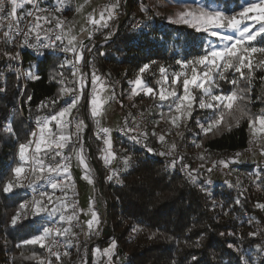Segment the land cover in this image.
Segmentation results:
<instances>
[{
  "label": "trees",
  "instance_id": "1",
  "mask_svg": "<svg viewBox=\"0 0 264 264\" xmlns=\"http://www.w3.org/2000/svg\"><path fill=\"white\" fill-rule=\"evenodd\" d=\"M138 1L125 2L129 14L118 24L107 43L104 38L109 28L95 33L94 43L99 44L90 55L91 63L88 64L89 77L94 67L97 75L104 77L108 83H117V93L119 92L121 99L131 95L129 92L132 84L129 82L136 79L140 67L144 64H150V68L143 74V79L158 93L160 85L157 81L161 79V65L169 74L185 71L190 77L191 66L182 69L177 61H195L210 50V45L223 46L218 37L197 32L185 24L170 22L168 16L159 11L160 0H146L150 10L140 17L143 32L140 27H129L127 22L133 19ZM252 1L204 0V3L211 6L214 4L213 7L222 6L227 9L226 14L232 15L241 4ZM27 6L18 10L17 14H22ZM67 11L68 16L69 10ZM122 14H117L118 19ZM2 35L0 30V36ZM251 43L255 47H264L259 37ZM57 44L59 45L58 42ZM3 53L16 55L10 44L0 41V89H3L0 91V188L3 182L11 178V168L19 163V144L32 139L31 133L38 127L37 118L53 114L50 108L38 106L42 101L57 94L60 85L50 82V74L56 65L65 58L69 59L58 50L44 51L43 55L36 56L23 53L17 61H9ZM250 58L254 63L259 62L264 60V53L253 54ZM152 61L156 63L152 64ZM33 65V70L40 76L39 80L34 81L18 75L17 69L25 72ZM244 71L247 72L246 69ZM71 72L70 67L63 69V74L68 80H72ZM197 72H200V66H197ZM238 76L239 74L234 72L227 73L228 80ZM170 81L171 75L166 86L169 90L172 87ZM218 83L225 94L232 90L231 84L222 80ZM240 86L243 87L244 82H241ZM176 90L182 91L179 85ZM193 95L197 97L198 103L200 90H194ZM67 99L65 97V100ZM251 101L247 108L252 114H258L264 109V68H257L254 72ZM126 102L132 112L140 115L142 113L146 119L147 124L140 131L148 133L146 145L155 151L148 153L143 144L134 143L130 139L131 134L121 135L115 132L111 140L119 159L125 156L132 158L131 166L126 171L123 164L121 165L119 180L122 183L112 184L105 177L95 138L96 125L88 119L87 106L79 112L80 118L89 125L84 154L89 158L88 150L91 151V157L99 170L111 232L101 241L95 240L88 245L89 253L94 246L102 249L115 240L116 254L120 260L118 264H245L241 260L242 256L250 257L251 264H264V252L258 249V246L264 248V209L256 206L258 203L264 204V182H257V177L264 180V163H233L232 174H238L227 185L211 182L208 172L198 168L193 162V157L197 154H203L211 162L227 158L230 154L246 152L251 146H255L251 142L253 134L247 119H241L239 126L229 119L228 122L232 124L230 131L221 127L219 132L205 136L197 127L196 120L203 121L211 116V110L199 109L194 105L192 119L187 121L186 127L181 126L183 137H179L176 142L177 154L184 156L183 164H187L190 170H195L193 175L196 176L197 182L193 183L188 178L187 170H182L179 163L176 168H170L168 165L171 158L158 154L167 147L158 141L160 133L155 128H161V123L169 125V122L161 120L157 125L156 121L160 120V112H168L167 105L160 107L158 95L152 97L144 95L143 92L131 100L128 97ZM82 103L86 105V99ZM63 106L64 101H61L55 111H59ZM9 122L13 128L12 134L4 130ZM162 128L163 131H168L165 127ZM153 130L156 136L152 135ZM257 135L261 139L256 146H260L264 144V134ZM193 140L202 144V147H195ZM167 141L169 145L172 143L168 138ZM94 177L97 178V175ZM34 179V176L29 175L27 182ZM40 183L44 185L43 182ZM205 188L207 191H204ZM14 192L18 195H6L0 191V264H40L39 259L30 258L33 253L38 258L51 259L52 264H78L85 245L81 242L78 247L69 249L72 253L70 257H62L60 262L56 261L55 257H49V254L46 256L45 248L40 245L17 247L23 240L30 239L42 231L45 226L43 220L56 221L58 216H32L30 220L21 219L15 227L12 226L11 217L15 215L19 204L29 199L23 188L14 189ZM62 195L60 191L55 193V196ZM238 197L240 203L236 204ZM70 211L71 208L65 214L69 215ZM137 226L142 230L133 232L132 229ZM73 232L78 235L80 226L74 227ZM153 233L156 235L153 236ZM250 233L256 235L252 236ZM193 256L197 257V262L192 261Z\"/></svg>",
  "mask_w": 264,
  "mask_h": 264
},
{
  "label": "snow or ice",
  "instance_id": "2",
  "mask_svg": "<svg viewBox=\"0 0 264 264\" xmlns=\"http://www.w3.org/2000/svg\"><path fill=\"white\" fill-rule=\"evenodd\" d=\"M88 2L89 0H84V4L76 8L77 13L82 12ZM120 2L121 0H114L113 3L106 5L100 10L98 18L95 10H93V13L88 14L83 25L77 28L74 21H65L56 16H51V19H49L48 15H42L48 10L40 8V0H0V29L4 28L5 20H7L8 29L3 31L0 41L15 46L16 38L23 36V46L36 48L38 44L40 48L58 50L64 53L70 52L73 56V59L65 58L60 64L56 65L50 74V82L58 83L60 87L54 97L42 101L38 107L50 108L53 114L37 118L38 131L31 133L32 139H29L27 143L19 144V163L11 168V178L3 182L2 188H0V191L6 195H18L14 192V189L19 188H30L34 194L30 201L24 200L19 204L15 215L11 217L12 226L15 227L21 219L27 218L29 209H31V214L34 217H39L42 214L48 217L58 216L54 224L66 225L64 227L44 226L38 235H33L30 239L23 240L21 244L17 245L18 248L23 245H40L42 248H47L49 257H55L58 262L61 261L62 257H70L69 249L78 247V236L73 232V228L80 226L79 215L81 213L90 216V219L84 222L87 228L85 235L98 234L101 223L100 214L96 210V199H89L88 209L85 212L84 209L77 210V202L75 200L69 202L68 198V191L75 184L71 174L73 156L77 167L83 171L82 179L89 184L94 183L92 169L84 154L83 133L89 125L84 119L80 118L81 108L87 106L88 119L96 125L95 136L97 139L103 138L104 147L101 149V159H103L104 164L110 167L117 158L111 140L112 130L101 125V121L108 111L106 106L116 100L115 88L114 86L109 87L105 79L97 75L93 67L90 72L92 90L87 98V104H83L82 101L86 99L85 89L88 87L89 74L83 73L81 68L85 63L84 52L87 51L91 55L98 47L93 42L95 33L109 27V22L117 16ZM169 2H173V0H169ZM176 2H183L185 7L183 11L176 12L174 17H167L170 22L188 25L197 32L209 33L225 43L223 46L210 45V50L195 61H177L176 63L182 69L191 66L190 77L185 71L169 74L168 70L161 65L159 67L161 79L157 81V84L160 85L158 93L143 79V74L150 68V64H144L140 67L136 79L129 82L134 85L129 99L131 100L143 92L144 95L152 97L158 95L160 107L167 105L168 112H160L158 114L160 120H157L156 124L158 125L161 120H167L171 128L157 137L161 145H167L166 150L158 154L171 158L168 165L170 168H176L179 163L182 170H187L188 178L196 183L197 178L193 175L195 170H190L187 164H183L184 156L177 154V144L173 141L169 145L166 139L167 136L171 135L172 129L178 130L182 125L187 126V121L192 119L194 105L199 109L211 110V116L204 118L203 121L196 120L197 127L205 136L219 132L221 127H226L230 131L232 124L228 120H233L235 125L239 126L240 120L243 118L247 119L249 128L252 131L253 138L251 142L259 143L261 137L257 134H264V109H261L258 114H252L247 108V105L252 102L251 92L254 72L257 68H264V60L254 63L253 59L250 58L253 54L264 53V47H255L251 43L256 41L258 37L260 42L264 43V0H260V3H248L247 6L242 7L240 12L232 15L226 14V8L219 5L212 7L210 4H205L204 0H192L195 7H189L187 0H176ZM26 4H31L32 10L24 11L23 15L18 16V10L23 9ZM57 4L63 6L64 0H57ZM6 7L10 8L7 11V16H5ZM256 9L259 10L258 13L250 16L249 13ZM61 10V7L56 8V11ZM149 10L148 6H141L142 12L147 13ZM25 17L31 19L27 20L24 27H21V21ZM247 21H253L254 24L250 25L246 23ZM256 25L259 26L256 27ZM137 27H140L141 32H143L142 26L137 25ZM222 30H231L232 34L229 35ZM111 35L112 33H109L104 38L105 43ZM32 37H35L37 44L29 43ZM43 41H47V43ZM57 42L61 47L58 48ZM89 44H91V47L88 46ZM39 54L43 55L44 53ZM100 54L104 55V53ZM3 55L7 56L9 61L19 59V53H16V55L3 53ZM88 63L91 62L88 61ZM151 63L155 64L156 62L152 61ZM197 66H200L199 73L197 72ZM34 67V65L30 66L25 72H20L17 69L18 75H23L34 81L39 80L40 76L33 70ZM66 67L72 69V80H68L63 74V69ZM245 69L247 72L244 71ZM229 72L239 74L238 78L228 80L227 73ZM169 75H171L170 84L172 86L170 90L166 87L169 84ZM220 80L231 84L232 90L225 94L220 89L218 83ZM241 82H244L243 87L240 86ZM178 85L182 89L180 92L176 90ZM196 89L200 90L201 93L198 103H196L197 97L193 95ZM2 90L0 89V91ZM104 92H110V95L102 97L101 93ZM65 97L68 99L65 100ZM28 99L31 100V97ZM257 99H260V97H257ZM61 101H64V106L59 111H55L56 106ZM142 118L143 114L141 113ZM129 123L132 127L128 126ZM139 129L140 121L129 113L125 117L124 127L118 130L123 131L126 135L131 134L130 139L134 143L143 144L148 153H153L155 150L146 145L148 133L139 131ZM4 130L9 134L13 133L11 122L5 125ZM152 135L156 136L155 130H153ZM176 135L183 137V133L179 131L176 132ZM192 143L197 148L202 147V144H197L195 140ZM260 152L261 155H264V146L261 147ZM237 156H239V153ZM199 158L201 160L205 159L203 154ZM131 159V156H125L121 159L125 171L131 166ZM230 162L228 160L215 161L213 167L222 165L224 168H228ZM25 165L28 167L26 168ZM212 170V168L208 169L209 172ZM29 175L35 177L31 182H27ZM119 176L120 171L113 169L107 179L111 181L116 178L118 183H122ZM40 182H43L46 186L44 190H41ZM257 182H264V180L257 177ZM48 188L52 191L49 192ZM57 191H60L63 195L55 196ZM204 191H207V189L205 188ZM235 203H240L239 197ZM213 204L215 206V202ZM256 206L264 209V204L258 203ZM69 208L72 209V213L66 215L65 213ZM141 230L139 226L132 229L133 232ZM152 235L155 236L156 233ZM250 235L255 236L256 233H250ZM61 238L63 242H61ZM74 240L76 241L75 244L73 243ZM198 244L199 241H197ZM229 247L233 246L229 245ZM61 248H63V252L60 251ZM116 249L117 243L113 240L103 251L96 248L95 253L98 256L107 257L108 264H112ZM258 249L264 252V248L258 246ZM30 258L39 259L40 264H52L51 259L38 258L35 253ZM191 259L193 262H197V257L193 256ZM241 260L245 264H251L250 257L242 256Z\"/></svg>",
  "mask_w": 264,
  "mask_h": 264
},
{
  "label": "crops",
  "instance_id": "3",
  "mask_svg": "<svg viewBox=\"0 0 264 264\" xmlns=\"http://www.w3.org/2000/svg\"><path fill=\"white\" fill-rule=\"evenodd\" d=\"M122 1H123V3H122ZM113 2H114V0H89L88 4L85 5V7L83 8L82 12L77 13L76 8L79 5L84 4V0H64L65 7L69 10V15L66 17H63L61 19H64L65 21H74L75 25L78 28L79 26L83 25L88 14L93 13V10H95V14L98 18L100 10H102L106 5L113 3ZM124 7H125V0H121L118 13ZM116 18H117V16H116ZM116 18L109 22V27L111 26L112 22H115ZM89 27H91V26H89ZM60 47H61V45H60ZM86 53H87V51L84 52V56L86 55ZM105 81L107 82V80H105ZM87 82H88V87L86 88L87 90L85 92L86 102H87V98L89 97V93L92 90L90 77H88ZM107 84L110 87V84L108 82H107ZM106 95H110V92L101 93L102 97L106 96ZM106 107L108 108V111H107L106 116L101 121V125H102V127H107V128H110L112 130L111 131V138H112V135L115 132H118V129L123 125L126 116H125L123 109H121V107H119V105L114 103V101L110 102ZM65 151L67 152L68 150L66 149ZM237 154L238 153L230 154V156L228 157L229 159H231L229 161H231L237 165H246V164L256 163V162H258L257 160L260 159V154H258V153L256 154L255 150H253L249 153L248 152L239 153V156H237ZM252 157L254 158V161L249 162ZM71 163H72L71 174H72V177L75 181V188H76V193H77L78 201H79V209H84L85 212H87L89 199L93 198V190H92L93 184H89L87 181L82 179L83 171L81 168L77 167L76 160H75L74 156H73ZM209 168L213 169L211 172L208 171L209 179L211 178L210 181L215 182V183H223V180H224L223 173L221 172L222 174H220L216 170L218 168L213 167V164L210 162H209ZM86 216L87 217L85 218L84 215H82V217H83L82 223H81V219H79V221H80V233L79 234H80V240L85 242L87 239H89L90 241L88 244L90 245L94 242L93 240H95V239H91L92 236L94 235V233L91 236L85 235L87 228H86V225L83 223V221L85 222L88 219H90V216H88V215H86ZM100 217H101V214H100ZM79 218H81V216ZM100 221H101V218H100ZM108 246L109 245L102 248L101 251H103V249L107 248ZM96 248H98V247L94 246L92 248V251H91L92 259L94 260V262H92V264H108L107 257L102 256V255L98 256L95 253ZM119 261L120 260L117 256L116 252H115V254L112 258V264H118Z\"/></svg>",
  "mask_w": 264,
  "mask_h": 264
},
{
  "label": "built area",
  "instance_id": "4",
  "mask_svg": "<svg viewBox=\"0 0 264 264\" xmlns=\"http://www.w3.org/2000/svg\"><path fill=\"white\" fill-rule=\"evenodd\" d=\"M39 6H40V8H42V9H47V10H48L47 12L42 13V15H48V16H49V19H51V16H56V17H59V18H63V17H65V16H67V13H68V11H67V9H66V7H65V3H64L63 6L58 5V4H57V0H40V4H39ZM57 7H61L62 10H61V11H56V8H57ZM8 10H10V8L6 7L5 16H7V11H8ZM30 10H32V5H28L25 11H30ZM124 10L126 11V12L124 13V16H125V15L129 12V10H128V8L125 6L124 8H122V9L120 10V12L123 13ZM49 14H50V15H49ZM17 15H18V16H21V15H23V13H22V14H17ZM29 19H31V18H29V17H25V19L21 21L20 26H21V27H24L25 23H26L27 20H29ZM121 19H122V18H121ZM121 19H120V21L116 22L115 24L120 23V22H121ZM53 23H54V22H53ZM127 25H128L129 27H131V28H138L137 25H140V26H141V21H139V20H137V19H132V20H129V21L127 22ZM7 30H8V29H7V20H5V22H4V28L1 29V31H2V33H3V31H7ZM23 39H24L23 36H19V37L16 38L15 46H13V45L10 44V46L15 50V53H19V57H20V59H21V55H22L23 53H28V54H31V55H33V56H36V55H38V54L41 53V52L52 50V49H43V48H40L39 45L37 44V41L35 40V37L30 38L29 43H30V44H37V47H36V48H32V47H28V46H23V45H22V41H23ZM43 42H44V43H47V41H43ZM93 42H94V38H93ZM95 43H96V44H99V42H95ZM57 46H58V48H59V45H58V44H57ZM59 52H60V51H59ZM60 53H63V54H65V55H67V56L69 57V60L73 59L72 53H70V52H68V53L60 52ZM84 57H85V63L83 64V67L81 68V71H82L83 73L85 72L86 74H88V73H89V70H90L89 67H88V66H89V65H88V64H89L88 61H90V54L87 52L86 55H85ZM109 84H110V83H109ZM112 86H114V88H115V92H116V100L114 101V103H116V104H118V105H123V104H122V101H121V98L117 95V83H116V82L111 83V84H110V87H112ZM123 111H124L126 117L129 115V113H131L132 116L136 117V119H137L138 121H140V129H141L143 126H145V125L147 124L146 119H145L144 117L141 119V115H140V114L132 112V111L130 110V108H128L126 105H123ZM74 112H75V110H74ZM128 126H129V127H132L131 123H129ZM123 127H124V123H123V125H122L120 128H123ZM120 128H119V129H120ZM140 129H139V131H140ZM35 131H38V127H35ZM118 132H119L121 135H124V134H125L123 131H119V130H118ZM84 133H85V132H84ZM84 133H83V137H84ZM95 138H96V136H95ZM262 138L264 139V136H262ZM166 139H167V138H166ZM96 141L98 142L99 159H100V161H101L102 168H103L104 173H105V177L107 178L109 175H111V172H112L113 169H116V170H119V171H120L122 163H121V160H120L119 157H118V154H117V150H116V148L113 146V151L116 153V157H117V158L112 162V164H111L110 167H109V166H106V165L104 164L103 159H101V156H102L101 149L104 147L103 138H100V139H97V138H96ZM84 142H85V141H84ZM163 146H164V145H163ZM89 166H90V168L92 169V175H93V177H94V175H95L96 173H95V170H94L93 165L91 164L90 160H89ZM109 181H110V180H109ZM110 182H111L112 184H117V183H118L117 180H116V178H114V179L111 180ZM45 187H46L45 185H41V190H44ZM95 187H96V197L100 200L99 203H98V204L100 205L101 201H104V195H103V192H102V194L99 192V189H98V182H96ZM23 189L28 193V195H29V199H28V200L30 201V200L33 198V195H34V194L32 193V190L29 189V188H23ZM47 190H48L49 192H51V191H50V188H48ZM68 198H69V202H71L72 200H75V201L77 202V210H78V209H79V201H78V197H77V193H76L75 184H74V187L71 188V189L68 191ZM98 199H97V200H98ZM101 199H102V200H101ZM98 204H97V206H98ZM98 208H99V207H98ZM100 208H102V203H101V205H100ZM100 208H99V209H100ZM104 208H105V204H104ZM103 210H104V209H103ZM71 213H72V209H71L69 215H71ZM31 217H32L31 209H29V211H28V215H27V220H30ZM79 217H80V215H79ZM104 217H105V216H104ZM79 219H80V218H79ZM42 222H43L44 225L47 226V227H53V226L58 227L57 224H54L55 221L50 220V219L43 220ZM101 237H102V230H101L100 234L98 235V237L96 238V240H97L98 238H101ZM61 242H63V241L61 240ZM45 251H46V256H48L47 248H45ZM60 251L62 252V251H63V248H61ZM71 254H72V253L70 252V255H71ZM78 264H81V262L79 261Z\"/></svg>",
  "mask_w": 264,
  "mask_h": 264
},
{
  "label": "rangeland",
  "instance_id": "5",
  "mask_svg": "<svg viewBox=\"0 0 264 264\" xmlns=\"http://www.w3.org/2000/svg\"><path fill=\"white\" fill-rule=\"evenodd\" d=\"M148 2L150 1V0H147ZM209 1V0H208ZM122 3H123V1H122ZM187 3H188V6L189 7H195V5L192 3V1L191 0H187ZM251 3H260V0H253ZM159 4H160V8H159V11H161V12H163V13H165L168 17L169 16H175V13L176 12H178V11H183L184 10V7H185V4L183 3V2H169V0H160V2H159ZM26 5H31V4H26ZM25 5V6H26ZM142 5H144V6H147V2H146V0H139L138 1V5L136 6L137 8L135 9V10H137L136 12H133V19H137V20H139L140 21V17H141V15H143V13H145V12H142L141 11V6ZM24 6V7H25ZM213 6H215L214 4H213ZM212 6V7H213ZM244 6H247V3H243V4H241L240 5V7H238L236 10H234L233 11V14H236V13H238V12H240L241 10H242V7H244ZM258 9H256V10H253V11H251L250 13H249V15L250 16H254V15H256L257 13H258ZM126 11L124 10L123 11V14H122V16L124 15V13H125ZM128 14H129V12H128ZM122 16H121V18H122ZM121 18H119L118 19V17L116 18V20H115V22H112V24H111V26L109 27V29H108V32L105 34V37L106 36H108V34L109 33H113V31L116 29V27L118 26V24H115L116 22H118V21H120V19ZM246 23H248V24H250V25H252V24H254V22L253 21H247ZM259 25H256V27H258ZM1 30V29H0ZM223 31H226V33L227 34H229V35H231L232 34V32H231V30H223ZM209 34V33H208ZM224 44L225 42L224 41H220V44ZM85 73V72H84ZM101 76V75H100ZM104 78V77H103ZM105 79V78H104ZM106 80V79H105ZM133 86L134 85H132L131 87L133 88ZM132 88L130 89V94H131V90H132ZM117 95L119 96V92L117 93ZM122 96V95H121ZM130 96V95H129ZM128 95H127V97L125 98V97H123L122 99H121V101H122V104L123 105H126L127 107H128V105H127V102H126V100L128 99V97H129ZM120 97V96H119ZM121 98V97H120ZM118 105V104H117ZM119 107H121V109H123V106H121V105H119ZM129 108V107H128ZM162 125V127H165L167 130L169 129V128H171V125H170V123H169V125H165L164 123H161ZM160 126V125H159ZM158 127V126H157ZM155 128V129H157V130H159V132L158 133H160V134H162V133H165V131H163L162 129V127L161 128ZM141 130V129H140ZM177 131H179V132H181V133H183L182 132V130L181 129H172V132H171V135H169V136H167V138H168V140L169 141H171V142H177V140L179 139V137L180 136H177L176 135V132ZM253 145H255V146H251V149H249L248 151H246V152H251V151H253V150H255L256 151V154L258 153V154H260V159L259 160H257L258 162H256V163H264V155H261V152H260V149H261V147H262V145L264 146V144H261L260 146H256V145H258V143H255V142H253L252 143ZM165 147H167V145H164ZM33 147H34V145H33ZM200 155L201 154H197V155H195L194 157H193V162H195V164H197V166H198V168H200V169H203V170H206L207 172H208V169H209V159L206 157V156H204L205 157V159L204 160H201L199 157H200ZM87 158V157H86ZM220 160H231V159H229L228 157L226 158H223V159H219V160H211V162L210 163H212L213 164V162H215V161H220ZM254 161V158L252 157L251 158V160L249 161V162H253ZM87 162H88V164H89V158H87ZM232 164H233V162H230L229 163V166H228V168H224L222 165H217L216 166V168H218V169H216L220 174H222L223 173V175H224V180H223V184H227V185H229L230 183H231V181L233 180V177L234 176H237V174L238 173H236V175H233L232 174V170H231V167H232ZM264 165V164H263ZM222 172V173H221ZM92 177H93V175H92ZM208 179H209V174H208ZM209 180H211V178L209 179ZM93 181H94V183H93V187H92V190H93V199H96V201H97V204L99 203V199L96 197V187H95V185H96V182H97V178L96 177H93ZM218 184H222V183H218ZM78 197V196H77ZM98 199V200H97ZM102 200V199H101ZM101 203H102V208H98V206H97V204H96V210H97V212H99V214H101V224H100V226H99V229H98V234H95L94 233V235L92 236V238L91 239H95L96 240V238L98 237V235L100 234V232H101V230H104V226H105V224H106V222H105V217H104V201H101ZM101 203H100V205H101ZM82 215H84V214H80V216H81V223H82V220H83V217H82ZM84 217L86 218L87 216L86 215H84ZM83 223H84V221H83ZM80 233V232H79ZM78 236V241L79 242H81L82 244H85L84 246H83V248H82V250H81V254H82V256L80 257V259H79V261L81 262V264H87V259H88V256H90V262H94V260L92 259V254L91 253H89V251L87 250V246L89 245L88 243H89V239H87L85 242H83V241H81L80 240V234H78L77 235ZM95 240H93V241H95ZM75 241V240H74ZM92 241V242H93ZM76 242V241H75ZM79 244L80 243H78V246H79Z\"/></svg>",
  "mask_w": 264,
  "mask_h": 264
},
{
  "label": "water",
  "instance_id": "6",
  "mask_svg": "<svg viewBox=\"0 0 264 264\" xmlns=\"http://www.w3.org/2000/svg\"><path fill=\"white\" fill-rule=\"evenodd\" d=\"M125 2H127V0H125ZM127 16H128V13L121 19V22L119 24H121ZM87 134H88V128L85 130V133H84V141H86ZM88 154H89V160H90L91 164L93 165V168H94L95 173L97 175L99 192L102 194V185H101V178H100L99 170L97 168L95 161L91 157V151L90 150H88ZM98 207L100 208L99 204H98ZM104 216H105L106 224L104 226V230H102V237L98 238L96 241H101L102 239L108 237L111 234L110 227L108 225V220H107V205L106 204H105V208H104ZM89 262H90V256H88V259H87V263H89Z\"/></svg>",
  "mask_w": 264,
  "mask_h": 264
}]
</instances>
